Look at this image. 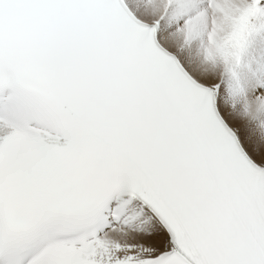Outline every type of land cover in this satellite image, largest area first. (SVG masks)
<instances>
[{
  "label": "snow or ice",
  "instance_id": "1",
  "mask_svg": "<svg viewBox=\"0 0 264 264\" xmlns=\"http://www.w3.org/2000/svg\"><path fill=\"white\" fill-rule=\"evenodd\" d=\"M0 264H264V0H0Z\"/></svg>",
  "mask_w": 264,
  "mask_h": 264
}]
</instances>
